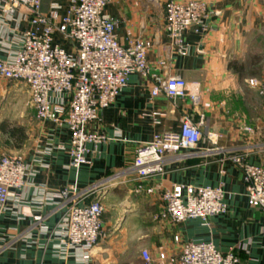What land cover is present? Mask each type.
Listing matches in <instances>:
<instances>
[{"label": "crops", "instance_id": "1", "mask_svg": "<svg viewBox=\"0 0 264 264\" xmlns=\"http://www.w3.org/2000/svg\"><path fill=\"white\" fill-rule=\"evenodd\" d=\"M166 1L109 0L104 13L117 21L115 34L122 46L134 39L150 41L149 62L165 59L167 66L159 72L185 78L200 93L201 105L152 97L151 81L132 73L114 103L87 126L106 136L87 144V164L71 166L67 126L40 121L28 87L0 77V157L20 155L28 166L26 187L0 210V264H83L79 251L62 244L58 224L66 208L52 194L99 184L104 191L103 220L112 231L93 249L90 264H144L143 250L151 254L152 264H176L181 250L176 236L212 242L223 252L233 248L240 264H264V213L249 205L242 172L230 158L246 153L251 162L264 165V120L254 119L259 109L247 94L256 91L243 85L240 71L232 67L242 65L246 71L247 60L264 52V0H203L214 13L209 21L212 30L206 34L196 25L188 29L186 55L172 46L163 9ZM42 2L48 12L55 0ZM57 2L61 15H66L69 0ZM18 18L9 19L0 10L1 59L21 47L18 36L25 25ZM55 44L74 50L60 33ZM200 113L206 118L204 134H218V143L204 139L190 154L168 155L164 173L143 184L145 190L156 192H138V182L128 171L137 147L156 134L179 132L186 114L197 119ZM245 127L253 128V133ZM175 184L222 187L227 213L211 217L208 225L199 218L182 224L154 219L163 209L162 192ZM38 216L43 217L41 222Z\"/></svg>", "mask_w": 264, "mask_h": 264}, {"label": "built area", "instance_id": "2", "mask_svg": "<svg viewBox=\"0 0 264 264\" xmlns=\"http://www.w3.org/2000/svg\"><path fill=\"white\" fill-rule=\"evenodd\" d=\"M57 1L45 12L42 0H0V10L5 16L14 19L18 15V23L25 25L18 36L20 49L6 59L0 58V77L28 87L40 121L67 126L71 135V166L78 168L89 163L87 144L106 139L104 134L87 130V126L114 103L132 73L151 81L152 97L164 95L173 103L181 100L201 105L200 93L185 78L171 73L163 76L159 72L167 66L165 59L154 65L149 62L148 53L153 49L150 41L134 39L127 47L119 43L115 34L118 23L104 13L109 0H69L66 15L59 12ZM163 9L172 46L180 55L189 52L184 39L188 29L196 25L206 34L212 30L209 21L214 13L203 0H167ZM57 33L74 45L72 52L55 44ZM250 85L257 87L259 83L252 79ZM60 96L64 99L58 103L56 98ZM205 121L203 113L197 119L186 114L179 132L156 134L150 142L137 147L128 171L138 182V192L145 190V182L164 173L168 155L183 151L190 154L188 151L198 148L204 139L213 145L218 143V134H204ZM244 129L253 133L251 127ZM230 158L242 172L249 205L264 213V165L251 162L246 153ZM27 176L28 166L22 156L0 157V210L19 196L27 185ZM98 186L83 190L71 186L52 194L62 199L66 208L58 224L62 244L79 251L83 264H90L93 249L108 234L103 220L104 191ZM145 191L153 194L156 189ZM95 193L98 196L91 200ZM161 200L163 209L154 219L175 224L199 218L208 225L211 217L228 211L222 187L175 184L162 192ZM36 219L41 222L43 217ZM175 241L181 245L176 264H240L238 251L233 248L223 252L212 242L184 241L179 236ZM142 257L144 264L154 261L147 250L142 251Z\"/></svg>", "mask_w": 264, "mask_h": 264}, {"label": "rangeland", "instance_id": "3", "mask_svg": "<svg viewBox=\"0 0 264 264\" xmlns=\"http://www.w3.org/2000/svg\"><path fill=\"white\" fill-rule=\"evenodd\" d=\"M166 3V2H165ZM164 3V5H165ZM163 5V8H164ZM264 52L262 51V54L260 51H257L255 54L256 56L253 55V58L250 60H247V66H246V71L245 75H243V85H248L252 89H254L256 92H248L247 94H250V100L254 102L256 105L258 111H255L253 114L254 119L257 120V118L263 119L264 120V93L262 92L263 86H264ZM250 59V58H248ZM255 79L258 81L259 86L253 87L250 85V80ZM29 90V89H28ZM30 93V92H29ZM261 107H263L261 109ZM263 142V141H262ZM2 156H11V154H3ZM1 156V157H2ZM20 156V155H18ZM111 227L109 226L107 228V237L109 236Z\"/></svg>", "mask_w": 264, "mask_h": 264}, {"label": "trees", "instance_id": "4", "mask_svg": "<svg viewBox=\"0 0 264 264\" xmlns=\"http://www.w3.org/2000/svg\"><path fill=\"white\" fill-rule=\"evenodd\" d=\"M233 68H235L237 71H240L241 75L243 76L245 68L244 66H238V65H232Z\"/></svg>", "mask_w": 264, "mask_h": 264}]
</instances>
